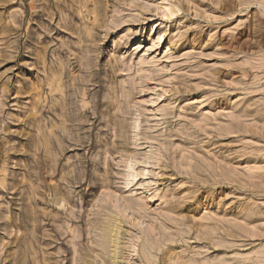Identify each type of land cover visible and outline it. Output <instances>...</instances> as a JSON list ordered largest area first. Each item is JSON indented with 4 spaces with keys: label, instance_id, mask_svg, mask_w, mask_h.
<instances>
[{
    "label": "rangeland",
    "instance_id": "obj_1",
    "mask_svg": "<svg viewBox=\"0 0 264 264\" xmlns=\"http://www.w3.org/2000/svg\"><path fill=\"white\" fill-rule=\"evenodd\" d=\"M0 264H264V0H0Z\"/></svg>",
    "mask_w": 264,
    "mask_h": 264
},
{
    "label": "bare ground",
    "instance_id": "obj_2",
    "mask_svg": "<svg viewBox=\"0 0 264 264\" xmlns=\"http://www.w3.org/2000/svg\"><path fill=\"white\" fill-rule=\"evenodd\" d=\"M157 27L158 26H152L151 27V31H154L155 32L157 30ZM159 36L160 37H163L164 36V32L163 31H159ZM113 250H115V249H113Z\"/></svg>",
    "mask_w": 264,
    "mask_h": 264
}]
</instances>
